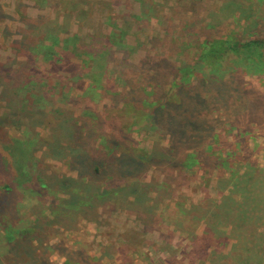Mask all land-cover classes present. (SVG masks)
<instances>
[{
    "label": "rangeland",
    "instance_id": "obj_1",
    "mask_svg": "<svg viewBox=\"0 0 264 264\" xmlns=\"http://www.w3.org/2000/svg\"><path fill=\"white\" fill-rule=\"evenodd\" d=\"M0 5L10 17L0 23V62L26 56V46L19 42L23 35L37 50L42 37V47H53L65 58L60 65L51 66V74L56 76L50 82L55 88L47 102L25 94L24 109H29L31 119H1L0 146L13 145L15 162L23 166L25 158L31 161L27 141L33 139L37 161L29 177L32 185L23 174L17 175L12 155L0 153L8 162L4 171L0 169V187L5 184L12 191L4 195L0 190V264H62L65 254L71 264H264V72L247 74L245 64L236 57V61L230 60L231 56L216 68L220 80L233 85L232 89L239 86L241 90L234 91L237 95L243 86L254 88L247 98L257 103L253 109L240 107L239 100L231 96L235 102L215 107L212 117L216 121L212 123L217 137L208 143L222 156L234 151L233 159L221 162V169L149 167L140 177L139 199L128 190L125 196L96 200L86 213L87 205L77 210L86 216L76 222L61 206L74 193L70 192L74 185L66 192L62 187L64 180L77 178L81 164L72 163L70 168L61 158L69 155L61 148L66 143L63 130L55 122L47 127L39 121L41 112L57 107L71 110L78 123L89 121L82 114L87 107L104 113L114 107L117 114L130 112L142 120L148 95L129 96L124 86L141 91L146 87L150 96H156L152 90L155 83H161L166 95L169 89L174 91L172 71L189 63L191 56L190 65L195 64L205 39L239 43L264 39V0H0ZM5 26L6 38L2 35ZM54 35L56 43L51 40ZM15 49L20 51L15 53ZM194 49L191 55L189 50ZM89 53L94 54L92 58ZM41 59L42 55L37 64L46 65ZM121 60L130 65L125 69L126 85L118 78ZM239 71L244 72L247 84L240 82ZM33 72L35 77H43L41 68ZM202 76L197 71L196 80L190 78L192 84L197 85ZM7 83L11 85L9 79ZM114 87L123 88L128 99L140 102L135 106L120 97L117 104L111 103L106 90ZM11 97L10 103L1 98L0 113L10 115L11 105L23 110L21 96ZM174 112L176 115L177 108ZM178 112L180 119L183 111L178 108ZM120 116H116L118 122ZM133 124L131 142L150 151L153 134ZM15 139L26 141H21L22 149ZM156 140L168 146L170 136ZM191 144L179 143L182 147ZM213 156L218 157L217 153ZM39 168L46 175L47 188L37 183L42 179ZM249 171L253 173L250 179L244 176ZM32 186L36 190L31 191ZM220 205L222 209H218ZM17 230L21 235L26 231L27 237L19 238ZM8 236L13 237L6 244ZM75 252L78 254H72Z\"/></svg>",
    "mask_w": 264,
    "mask_h": 264
},
{
    "label": "trees",
    "instance_id": "obj_2",
    "mask_svg": "<svg viewBox=\"0 0 264 264\" xmlns=\"http://www.w3.org/2000/svg\"><path fill=\"white\" fill-rule=\"evenodd\" d=\"M7 18L10 17L5 14L2 5H0V23L4 22ZM7 31L8 29L5 26L2 29V35L4 34L3 37L5 38L7 37ZM27 40L28 36L23 35L22 40L19 41L26 46L27 53L24 58L21 57L19 59L20 55H17L18 57H8L5 62H0V86L3 87L0 89V92H2V94L0 93V102L2 98V100L10 103V98L13 101L11 96H21L18 99L23 109L21 110L17 106L10 104L12 107V109H9L11 112L10 115H8V111L0 113V127L1 119L11 116H13V118L16 117L15 119L22 118L21 120L32 118L29 109H24L28 100L25 94L30 93L35 100H41L42 103H45V101L47 102V98L51 96L50 92L55 88L54 83L52 84L50 82L51 76H56L51 74V66H58L65 59L62 54L55 51L53 47H42L40 43L42 37L38 42V50H42L41 54H37L38 50L32 47L33 43L31 45L28 44ZM51 40L53 43H56L57 37L54 35L51 37ZM77 49V45L74 44L73 53L76 54ZM195 50L197 49L193 51L189 50V53L192 55L195 53ZM19 51L20 49H15V53ZM105 52H107L106 48ZM41 55V62L46 64L44 66H39L37 64L39 61L38 57ZM92 55L94 54L89 53L90 58H92ZM230 56V60L236 61V57L245 64L242 65L243 68L247 69L245 73L248 72L250 75L263 73L264 39L255 38L244 43L229 40H212L210 42V40L205 39L202 52L195 64L190 65L192 60L191 56V58L188 59L189 63L179 67L177 72L172 71L174 74L170 86L173 84L174 91L169 89L166 95L162 94V92L165 91L160 89L162 88L160 87L162 85L161 83L154 82L157 87H154V91L152 90V92H154L156 96H150L151 93L147 92L146 87H143L144 91H141L139 87H136V89L134 87L129 88V86L126 87L123 84V88L129 91V96L130 94L133 96H136V94L139 96L148 95L145 97V100H148L145 103L146 115L143 117V121L139 119V117L134 118L130 112L126 115L120 112L117 114L115 113L116 110L114 107L107 113H104V110L101 112L98 109L92 108V110L87 109L88 107L85 108L82 114L84 117L88 118L89 121H83V123H78L76 118L72 116L73 113L71 110H62L60 107L51 109L47 113L41 112L42 115L39 120L40 126L47 125L48 127L50 123L53 124L55 122L56 125L63 130L61 134L66 137V143L61 148H64L69 155H63L61 158L66 160L70 168L72 163L81 164V169H78L76 179L68 178L67 180L69 181H67V183H65L64 180V187H62V189H65L64 192L67 191V187L73 184L74 186L70 189V192L74 193H71V196L61 204L63 208L62 211H66L67 214H72L74 216L73 222H76L86 216L85 213L88 209L90 210L89 206H92L96 200L99 201L101 199H111L114 197L118 198L120 195L122 196V194L125 196L127 192H130L128 190L133 191L132 194L136 199H139L141 194L137 192V190H139L138 186H140V177L145 169L147 170L149 167L158 166L173 170L176 168L187 169L196 165L203 169L212 168L214 166L221 169L222 163H228L229 159H233L231 158V153H234V151H227V154L222 156V154L218 153L220 150L215 151L212 145L208 143H212V139L215 140L217 137L214 132L215 127L212 123V121L214 122L216 120L212 117V114L215 112L216 106L232 102L233 99H230L231 96L239 100L240 107L244 106L248 109H253L257 107V103L254 104L247 98V93L254 88L250 89V86H243L241 93L237 95L234 91H240L241 89H239V86L232 89L234 87L233 85L231 87V85L226 84L225 81L220 80L222 75L218 74L219 72L216 71V68L226 64L224 61ZM67 60H69V58ZM119 63L118 78L126 85L125 69L130 65H124L122 60ZM81 65L84 66V64ZM40 68V73L43 77H35L36 75L33 71ZM197 71L203 73V79L197 80V85H193L191 80H196ZM239 73L240 75L238 78H240V82L247 84L243 82L244 72L239 71ZM191 76L193 78L190 80ZM13 78H16L18 81L15 82ZM7 79L10 80L11 85L7 83ZM166 82H168V79ZM37 88L39 92L36 94L35 90ZM123 88L117 90L114 87L113 89L106 90L109 91L111 95L109 98L111 103L117 104V102H119L118 99L123 97V100L128 102L127 104L132 101L133 104L137 106L140 101L128 99L122 93ZM234 94L238 97L234 96ZM258 96L260 97V95ZM35 100L33 101L35 102ZM233 102L235 101L233 100ZM105 106L107 105H104L102 109H104ZM175 108H177V114L173 115V113H175ZM178 108H181L183 111L179 117L180 119L177 118L179 114ZM103 114L105 115L103 116ZM110 115H112V117H110ZM117 115H121V122H118ZM247 115L250 116L249 113ZM57 116L59 119H56ZM172 116H174V122L172 121ZM167 118L172 127L170 130H168ZM132 122L138 123L141 128H146L153 134L154 139L150 151H144L131 142L129 134L135 124L132 125ZM242 122L241 120V123ZM245 122L246 121H244V126ZM109 123L112 124V127L111 125L109 126ZM48 129L49 128H47V130ZM168 134L170 136L168 146L160 145L159 141L156 140L157 137ZM119 138L123 139V143L119 142ZM42 140L46 141V139ZM14 141L19 142L18 149H22L21 147L24 146L20 145L22 140L15 139ZM182 141H190L192 144L188 147H182L179 145ZM22 142L26 141L23 140ZM206 142L208 144H206ZM27 143L31 145L30 147L32 149V155L30 156L31 161L25 158L27 163L23 166L15 162L16 155H12V152L15 151L12 149L13 145H7L5 147L0 146V153L2 151L5 152V157H11L10 155H12L13 158L11 157V162L14 164L13 166L17 171V175L23 174L33 185L34 181L29 177H32L33 167L35 166L33 163L37 161V159L34 158L36 145L33 139L27 141ZM202 143L205 147H202ZM28 149L30 148L28 147ZM216 153L218 157L213 156ZM207 154L211 155L208 156ZM2 158L3 156L0 154V169L3 170L8 162H5ZM59 158L60 157H57L58 160ZM39 170L41 171L40 168ZM219 173L222 172L219 171ZM252 174L253 173L249 171L246 172L244 176H249L250 179L253 176ZM43 178L46 180V175L43 176L42 173V179H38L41 183H37L39 186L41 184V187L47 188L48 185L44 182ZM0 190L4 195L12 192L9 191L8 186L5 184L0 187ZM30 190L33 191L36 189L32 186ZM86 205L88 208L85 209V213L81 210L77 211ZM66 207L67 209H65ZM218 209H222V205H220ZM21 232L22 231L17 230L16 235L21 239H25L27 237V232L24 231L23 235H21ZM8 234H10V232H8ZM12 237L13 236H8L6 238V244L12 240ZM16 242L15 240L13 243ZM72 254L77 255L78 253L75 252ZM63 256L65 261L62 264H71L70 256L66 254ZM51 261V258L47 257V262L50 263Z\"/></svg>",
    "mask_w": 264,
    "mask_h": 264
},
{
    "label": "crops",
    "instance_id": "obj_3",
    "mask_svg": "<svg viewBox=\"0 0 264 264\" xmlns=\"http://www.w3.org/2000/svg\"><path fill=\"white\" fill-rule=\"evenodd\" d=\"M230 230V229H229Z\"/></svg>",
    "mask_w": 264,
    "mask_h": 264
}]
</instances>
